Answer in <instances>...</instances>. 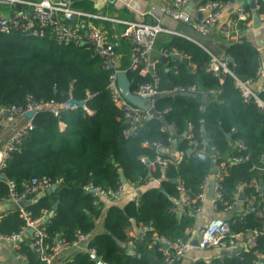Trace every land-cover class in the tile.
<instances>
[{
    "label": "trees",
    "instance_id": "1",
    "mask_svg": "<svg viewBox=\"0 0 264 264\" xmlns=\"http://www.w3.org/2000/svg\"><path fill=\"white\" fill-rule=\"evenodd\" d=\"M207 0H200L204 2ZM72 8L96 12L92 0H70ZM264 12V9L260 10ZM258 12V13H260ZM66 22H72L65 18ZM161 39V40H160ZM159 50L176 51L188 58H157L155 70L160 89L194 85L197 97L167 93L153 101V107L161 112L158 117L142 122L136 134L126 135L128 122L122 111L110 99L107 73L101 60L85 44H57L48 34L31 36L18 31L0 32V104H23L25 94L35 99L53 100L59 104L73 98L82 105L62 107L58 116L49 112H37L32 117V128L24 136L17 150L10 153L0 178V200L7 193V181L15 182L18 189L31 177L47 176L61 183L54 190H43L29 197L24 208L33 217H46L48 243L56 235L72 240L77 233L89 234L86 247L106 264H159L161 252L157 245L149 246L152 233L169 241L185 237V230L194 219L168 211L175 197L174 182L184 179L192 194L197 192L204 175L214 163L225 160L227 155L239 153L248 157L245 162L227 164L219 181L223 201L229 202L231 193L240 181L248 182L255 171L264 150V114L251 104H244L230 75L218 77L206 71L208 53L197 43L177 35L161 36ZM126 51V44H121ZM230 57V70L240 79L254 76L258 64V52L247 42L230 43L225 48ZM131 90L152 80L151 75L127 71ZM206 94V101L200 96ZM203 106V109H199ZM64 123V127L60 123ZM192 125L193 137H206L207 147H193L184 137L186 124ZM228 136V137H227ZM175 150L171 156L175 165L161 171L148 168L140 160L155 154L151 143L160 140L165 152L172 140ZM241 140L246 148L237 152L229 142ZM146 142L147 145H143ZM214 148L211 154L209 147ZM123 176L136 186H143L140 193L120 205L112 203L104 208L102 202L92 204V198L84 189L86 184L101 187L115 186ZM156 181L153 184L149 182ZM129 185V184H127ZM246 192L248 189L245 190ZM104 208V209H103ZM223 204L217 211L222 213ZM101 218L103 231L95 233V222ZM232 224L235 232L260 227V219L250 213ZM23 224L16 207L0 218V233L16 231ZM149 226L145 240L131 239L127 229L131 225ZM133 248L128 251L127 243ZM18 251L28 264H42L34 250L20 243ZM256 252L264 253V235L257 244L239 254L211 258L212 264H253ZM64 264H97L85 250L76 251ZM193 264H203L198 259Z\"/></svg>",
    "mask_w": 264,
    "mask_h": 264
},
{
    "label": "built area",
    "instance_id": "2",
    "mask_svg": "<svg viewBox=\"0 0 264 264\" xmlns=\"http://www.w3.org/2000/svg\"><path fill=\"white\" fill-rule=\"evenodd\" d=\"M110 0H100L102 6H106ZM148 0L149 9L146 14L152 18L151 22L144 21H121L124 27L121 31H107L94 23L95 20H112L99 9L96 12L77 10L71 7L70 0H0L9 3L11 6H19V9H11L9 12L0 11V32L10 33L18 31L31 36L42 37L47 32L57 44H85L101 60V67L107 73V87L110 99L119 108L126 120L128 127L124 131L126 135L136 134L137 128L147 119L148 113L145 110L128 102L120 93L117 85V74L119 71L138 72L140 75L150 74L152 80L148 83L139 84L133 91L134 94L143 98L152 97L155 94H167L177 92H195L194 85L188 87H175L172 90L160 89L158 86L159 76L155 70V63L151 60L156 41L160 34L177 35L185 37L200 45L209 55L206 71L219 78L230 75L233 84L237 88L244 104H251L264 114V78L261 68H257L254 76L247 79H240L230 70L228 55L219 56L204 47L201 42L191 38L183 31L176 29L170 24H189L203 38L209 36L211 29L217 28V35L220 40H227L232 43L248 45L256 51L264 50V42L254 43L245 40L242 28L247 21V13L241 0H207L195 4L191 11H187V5L191 0H169L167 2ZM264 9V0H253V10L258 13ZM199 14V16H198ZM264 18V12H260ZM73 15L74 23L66 22L64 19ZM168 18V24L162 25L161 19ZM113 21V20H112ZM120 22L119 20H116ZM123 39L129 45V61L126 67H121L116 48L118 42ZM162 55L188 58V55L179 54L176 51L167 52L163 50ZM153 104V101H152ZM64 105L53 100L35 99L31 94H25L23 104H0V119H6L10 124V132L0 145V178L6 166L10 153L17 150L24 136L32 128V117L37 112H49L58 116ZM199 109H203L200 106ZM156 111V110H155ZM27 112H33L32 117H27ZM158 112V111H156ZM161 115V112H158ZM62 124V122L60 123ZM1 130V121H0ZM184 137L188 139L193 147L201 146L202 150L207 147L206 137L197 140L193 137L192 125L186 124ZM143 145H147L146 142ZM155 150L153 157L140 156V160L148 168L158 167L165 171L168 167L175 165L173 156H162L163 144L160 140L151 143ZM229 147L234 151L245 150L246 146L241 140H232ZM211 154L214 148L209 147ZM248 157L244 154L227 155L225 160L214 163L212 170L206 173L200 181L197 192L192 194L184 179L177 177L174 181L175 197L168 211L177 215H185L194 219L193 225L185 230V237L169 241L155 232L149 237V245H157L162 258L159 264H176L180 259H188L189 249L194 246L198 249L231 250L240 248L241 251L250 249L257 244L258 237L264 235V150L261 152L258 162L250 166L255 171L248 182L240 181L236 184L235 190L231 193L230 201L225 202L222 198L221 180L226 172L227 164L245 162ZM61 178L52 180L47 176H33L23 182L21 189H18L15 182L7 181V193L0 201H7L16 204L19 209V216L23 224L16 231L0 233V240L11 243L15 248L19 247L22 236L28 228L31 232V248L37 254L42 264H52L53 261L64 250L80 251L85 250L91 254L93 249L87 248L89 234L77 233L72 240H65L56 235L51 243L46 241L47 229L44 216L33 217L30 210L19 206V202L28 201L29 197L52 186L56 187L61 183ZM214 181L213 198L211 206L217 211L218 204H223L222 215H215L202 223L198 236L193 240L195 228L199 226V217L203 210L204 202L208 197L210 181ZM136 186L135 182L119 181L115 186H97L86 184L84 189L92 198V204L98 205L104 200H115L124 191L125 186ZM248 189L246 192L245 190ZM240 194L242 197H240ZM256 215L261 223L259 228L245 229L235 232L232 224L236 218L241 219L246 214ZM201 224V223H200ZM150 227L141 226V233L138 236L140 241L145 240L144 234ZM240 251V252H241ZM239 252V253H240ZM238 253V254H239ZM219 258L223 255L217 254ZM99 258V257H98ZM193 264L194 259L190 260ZM103 264H106L102 262ZM203 264H212L211 258L203 260ZM253 264H264V253L256 252Z\"/></svg>",
    "mask_w": 264,
    "mask_h": 264
},
{
    "label": "crops",
    "instance_id": "3",
    "mask_svg": "<svg viewBox=\"0 0 264 264\" xmlns=\"http://www.w3.org/2000/svg\"><path fill=\"white\" fill-rule=\"evenodd\" d=\"M94 2V0H92ZM157 3L161 2L160 0H156ZM169 0H162V2H167ZM244 4L246 13H247V21L246 24L242 28V33L245 40L254 43H261L264 42V18L261 16L260 13H256L253 10L252 0H241ZM94 5L97 9H100L103 14L108 16L112 20H95L94 23L104 27L107 31H121L124 27V24L121 21H144V22H151L152 18L150 15L146 14V11L149 9V2L148 0H110L106 6H102L100 1L94 2ZM19 9V6H11L9 3L0 2V11L2 12H9L11 9ZM119 20L120 22H117ZM72 22H76L77 20H71ZM162 25L168 24V18L161 19ZM176 27V29L183 31L191 38L201 42V44L206 47L208 50L213 52L216 55L224 56L226 54V46L229 45L231 42L227 40H220L217 35V28L214 26L211 29L209 36L203 38L198 32H196L189 24H170ZM168 35V34H165ZM164 36V34H160L158 40ZM161 40V39H160ZM126 44L127 48L124 52L123 47L121 44ZM159 42L156 43L154 51L151 54V60L155 63L157 58H161L163 50H159ZM117 54L119 56V61L121 67H126L129 61V45L126 41L121 39L118 42V47L116 48ZM257 64L258 67L261 68L263 72L264 78V50L257 51ZM1 130H0V145L5 140L7 135L10 132V124L6 119L1 118ZM61 127H64V123L60 124ZM175 150V141L172 140L171 146L168 148V152L170 155ZM163 152L166 149H162ZM156 181L151 180L149 184H153ZM210 186V183H209ZM143 186H130L126 185L124 188L123 193L116 198L115 200H104L102 202L104 208L112 203L117 204H124L127 200L133 198L135 195L141 192ZM209 190V188H208ZM209 197V196H208ZM18 207L16 204L7 201H0V218L6 214L8 211L15 209ZM103 208V209H104ZM222 215L221 212H215L211 206V198L209 197L203 204V210L199 217L200 223L197 226L194 232L193 240L198 236V230L202 227V223H205V220L211 218L215 215ZM103 231L102 221L101 218L97 219L95 222V233H99ZM141 230L140 227L135 226L134 224L131 225L127 229V235L131 239H137L140 235ZM22 243L28 244L31 247V231L28 228L22 236ZM132 242L129 241L127 243L128 251H131L133 248ZM150 246V245H149ZM76 251L72 250H64L62 251L59 256L53 261L52 264H64L66 261L71 259L72 255ZM219 252L213 249H198L194 246H191L189 249V257L188 259H180L176 262V264H190V260H204L206 258H212L216 256ZM0 264H28V261L24 255H22L18 248H15L11 243L5 242L0 240Z\"/></svg>",
    "mask_w": 264,
    "mask_h": 264
},
{
    "label": "water",
    "instance_id": "4",
    "mask_svg": "<svg viewBox=\"0 0 264 264\" xmlns=\"http://www.w3.org/2000/svg\"><path fill=\"white\" fill-rule=\"evenodd\" d=\"M97 1H100V0H94V2H97ZM199 2H200V0H191L190 3L187 5V11H191L192 8L195 6V4H197ZM252 4H253V0H252ZM198 16H199V14H198ZM67 18L70 20L75 19V17L73 15H68ZM172 58L177 59L178 56L175 55V56H172ZM161 59L166 60L167 57L163 55V56H161ZM117 85H118L120 93L128 102H130L131 104L141 108L142 110L147 111V113H148L147 119H149L151 117H158L163 123H165L162 115H160L158 112L155 111L153 104H152V101H154L156 98H158L159 96H161L163 94H155L152 97H146V98H143L141 96L134 94L133 91L131 90L130 81L128 79V75H127V72L125 70L118 72V74H117ZM172 94H180V95H185V96H190V97H197V93L188 92V91H183V92L174 91V92H172ZM206 99H207L206 94H202L200 96V100L202 102H205ZM82 104H83V101H76L73 98H70L64 103V107H74L76 105H82ZM26 116L32 117L33 112H27ZM126 121L128 122V120H126ZM2 177H3V175H2ZM120 181L125 182L126 179L123 176H121ZM174 181H175V179L173 180V182ZM54 189H55V187L52 186L51 188H48L47 191L49 192V191L54 190ZM213 189H214V181L211 180L209 190H208V194H207L210 198H213ZM262 191H264L263 187H262ZM240 197H242L241 194H240ZM27 203H28V201L19 202L18 205L24 206ZM52 213L53 212L50 211L47 214V216L44 217V221H46L47 218L52 215ZM179 216H180V214H179ZM30 231L32 232L33 228H30ZM196 243H197V240L195 239L193 241V244H196ZM240 251H241L240 248H233L231 250H221L219 253L223 256H230V255L238 254ZM91 257L94 261L97 262V264H103L101 259L98 258V256L95 253L91 254Z\"/></svg>",
    "mask_w": 264,
    "mask_h": 264
},
{
    "label": "rangeland",
    "instance_id": "5",
    "mask_svg": "<svg viewBox=\"0 0 264 264\" xmlns=\"http://www.w3.org/2000/svg\"><path fill=\"white\" fill-rule=\"evenodd\" d=\"M199 231V230H198ZM198 231H197V233H198Z\"/></svg>",
    "mask_w": 264,
    "mask_h": 264
}]
</instances>
